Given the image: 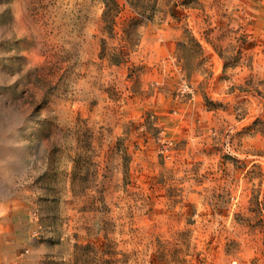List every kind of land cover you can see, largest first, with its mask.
<instances>
[{
    "label": "rangeland",
    "instance_id": "374dc122",
    "mask_svg": "<svg viewBox=\"0 0 264 264\" xmlns=\"http://www.w3.org/2000/svg\"><path fill=\"white\" fill-rule=\"evenodd\" d=\"M18 263L264 264V0H0Z\"/></svg>",
    "mask_w": 264,
    "mask_h": 264
},
{
    "label": "bare ground",
    "instance_id": "6f19581e",
    "mask_svg": "<svg viewBox=\"0 0 264 264\" xmlns=\"http://www.w3.org/2000/svg\"><path fill=\"white\" fill-rule=\"evenodd\" d=\"M1 253H4V252H1ZM3 256V255H2Z\"/></svg>",
    "mask_w": 264,
    "mask_h": 264
},
{
    "label": "built area",
    "instance_id": "2783aa9c",
    "mask_svg": "<svg viewBox=\"0 0 264 264\" xmlns=\"http://www.w3.org/2000/svg\"><path fill=\"white\" fill-rule=\"evenodd\" d=\"M18 264H22V263H18Z\"/></svg>",
    "mask_w": 264,
    "mask_h": 264
}]
</instances>
